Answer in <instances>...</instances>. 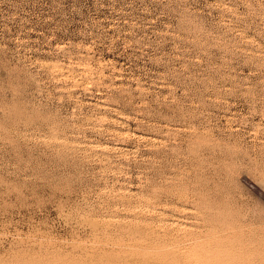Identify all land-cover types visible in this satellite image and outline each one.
Returning a JSON list of instances; mask_svg holds the SVG:
<instances>
[{
  "label": "rangeland",
  "instance_id": "rangeland-1",
  "mask_svg": "<svg viewBox=\"0 0 264 264\" xmlns=\"http://www.w3.org/2000/svg\"><path fill=\"white\" fill-rule=\"evenodd\" d=\"M0 264H264V0H0Z\"/></svg>",
  "mask_w": 264,
  "mask_h": 264
}]
</instances>
